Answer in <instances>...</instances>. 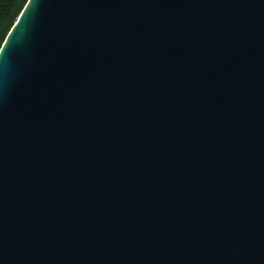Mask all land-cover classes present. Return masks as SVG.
<instances>
[{
  "label": "water",
  "instance_id": "95a60500",
  "mask_svg": "<svg viewBox=\"0 0 264 264\" xmlns=\"http://www.w3.org/2000/svg\"><path fill=\"white\" fill-rule=\"evenodd\" d=\"M0 62V264H264V0H27Z\"/></svg>",
  "mask_w": 264,
  "mask_h": 264
},
{
  "label": "trees",
  "instance_id": "16d2710c",
  "mask_svg": "<svg viewBox=\"0 0 264 264\" xmlns=\"http://www.w3.org/2000/svg\"><path fill=\"white\" fill-rule=\"evenodd\" d=\"M27 0H0V47Z\"/></svg>",
  "mask_w": 264,
  "mask_h": 264
},
{
  "label": "snow or ice",
  "instance_id": "6c2138e0",
  "mask_svg": "<svg viewBox=\"0 0 264 264\" xmlns=\"http://www.w3.org/2000/svg\"><path fill=\"white\" fill-rule=\"evenodd\" d=\"M0 65H2V62H0ZM0 70H2V67H0Z\"/></svg>",
  "mask_w": 264,
  "mask_h": 264
}]
</instances>
